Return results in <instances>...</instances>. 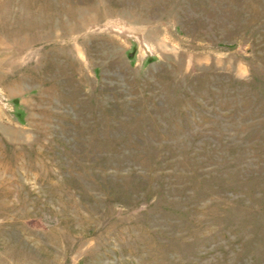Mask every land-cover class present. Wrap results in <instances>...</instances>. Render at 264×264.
<instances>
[{
  "label": "rangeland",
  "instance_id": "1",
  "mask_svg": "<svg viewBox=\"0 0 264 264\" xmlns=\"http://www.w3.org/2000/svg\"><path fill=\"white\" fill-rule=\"evenodd\" d=\"M0 264H264V0H0Z\"/></svg>",
  "mask_w": 264,
  "mask_h": 264
}]
</instances>
